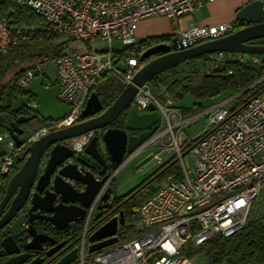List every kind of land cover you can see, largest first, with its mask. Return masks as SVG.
<instances>
[{"label":"built area","instance_id":"1","mask_svg":"<svg viewBox=\"0 0 264 264\" xmlns=\"http://www.w3.org/2000/svg\"><path fill=\"white\" fill-rule=\"evenodd\" d=\"M215 1L17 0L20 6L43 17L47 30L65 33L72 39L92 45V48L76 50L55 59L57 82L61 86L58 101L62 106L70 107L65 117L47 121L46 126L23 140L21 148L7 130L0 133V201L6 179L27 148L43 135L79 123L92 93L104 77L113 74L122 89L132 82L143 63L133 58L114 62L115 41L126 46L134 45L142 21L157 17L176 21ZM260 1L263 3L264 21V0ZM244 26L238 19L216 25H191L175 33L173 38L187 47L229 36ZM39 32L35 26L16 27L11 16L0 9V55L7 54L12 47L37 36ZM96 40L106 41L109 48L104 52L97 51L94 48ZM209 59L214 67L237 60L243 65L259 68L261 76L243 91L248 94L240 109L228 111L226 104L229 99L216 101L204 108L199 116L209 118L207 134L198 141L189 139L187 142L180 131L183 119L180 117L182 120L173 123L169 116L173 98L167 95L166 100H162L154 94L150 82L139 87L131 106L144 114L154 105L160 116L161 128L153 139L126 157L125 162L169 137V142L160 147L174 152L181 178L175 174L168 176L165 185L140 204L139 221L132 237L89 254L88 238L94 231L95 213L98 206L104 204L103 197L114 180V175L110 174L81 222L83 229L76 245L78 258L72 264H194L197 255L187 254L192 247H199L217 235L230 237L248 225L256 202L264 192V55L214 53L209 54ZM37 75L44 80V87L55 85L44 77L41 63L28 68L9 85L10 90L21 92L19 96H28L30 106H38L36 98L28 91ZM6 105L4 99L0 100V109ZM165 120L168 127L163 129ZM95 134L90 132L70 139L66 145L75 156L80 155ZM188 146L190 148L186 151ZM188 154L191 155L189 165L185 161ZM153 157L157 167L165 163L159 153ZM71 162L72 158L66 161ZM96 178L100 179V176L96 174ZM76 188L84 191V186L76 185ZM46 224L52 229H44L43 232L56 238L58 232ZM23 227L25 232L20 240L30 241L31 236L27 233L29 224L25 222Z\"/></svg>","mask_w":264,"mask_h":264},{"label":"water","instance_id":"2","mask_svg":"<svg viewBox=\"0 0 264 264\" xmlns=\"http://www.w3.org/2000/svg\"><path fill=\"white\" fill-rule=\"evenodd\" d=\"M262 10L263 3L260 0L246 4L237 11V19L245 25L244 28L220 39L185 47L179 39L172 38L170 43L150 47L140 57L142 68L111 105L105 106L94 91L79 123L43 135L32 143L23 153L22 159H26L11 177L0 201V232L7 231L1 242L0 252V258L5 260L0 261V264H43L61 249L46 264L74 263L78 258V247L74 246L78 239L70 236L58 242L56 238L39 230L36 222L48 223L56 232L61 233L84 221L96 194L110 178L109 171H117L126 157L133 155L156 136L161 124L155 106L151 105L144 114L131 106L139 87L179 65L205 55H264V45L256 43L257 40L264 39ZM150 58L152 59L149 60ZM43 82L37 75L28 88L31 96L36 98L38 106H30L28 96H19L13 102V113L18 114L25 108L32 112L31 116L21 115L6 125V130L19 148L23 145L19 137L23 134L21 124L38 118L58 121L70 111V107L62 106L58 101L60 84L46 88ZM122 116H125L124 126L119 129L113 127ZM5 123L6 117L0 112V125ZM90 132L96 134L84 152L75 156L66 141ZM129 132L134 134L130 135ZM103 149H106L108 155ZM69 158L73 162L66 163ZM96 174L100 179L96 178ZM76 185L84 186V191L78 190ZM110 191L109 188L103 197L104 204L98 206L99 213L94 221L109 206H113V203H109ZM124 218V212H121L98 230L91 232L88 253L93 254L118 243L119 228L126 223ZM25 222L29 224L27 233L31 236L30 241L20 240L25 232ZM48 244L52 248L42 257L40 254L46 250Z\"/></svg>","mask_w":264,"mask_h":264},{"label":"trees","instance_id":"3","mask_svg":"<svg viewBox=\"0 0 264 264\" xmlns=\"http://www.w3.org/2000/svg\"><path fill=\"white\" fill-rule=\"evenodd\" d=\"M0 9L2 12L8 13L11 16L16 27L35 26L40 29L37 36L15 45L7 54L0 55V100L4 99L7 104L5 107L1 108L0 111L5 114L7 119H10V115L13 113V102L15 101L16 96H19L21 92L9 89L12 80L5 82L8 74L24 64L32 63L34 61L42 64L46 60H55L61 55L72 53L76 50L70 49L66 43H60L58 41V36L61 34L47 30L45 28L46 22L43 20L44 18L33 12L30 8L20 6L17 3V0H0ZM172 38V36H162L143 39L140 42L131 45L132 48L129 50L123 52L116 51L114 62L120 60L123 61L128 58L140 60V57L147 49L160 43L169 42ZM256 43L264 45V39L257 40ZM151 59L152 58L149 60ZM197 62H204L205 69V74L197 86L184 84L178 79L170 82L168 78L162 79L161 76L155 77L150 83L153 84L155 89L160 91L164 90L166 93H169L174 101L177 98L182 97L183 93H191L195 100L194 108L191 111L199 113L204 109V102H207V104L210 105L216 102L224 93L242 92L261 76V70L259 68L243 65L237 60H230L214 67L210 62L209 55L192 59L182 65H189ZM180 66L181 65L167 72H175L176 68ZM28 68L16 72L14 78L16 79L20 77ZM230 71L232 72L231 74ZM55 84H58V82ZM121 89L122 87L119 81L114 77H111V74H109L97 85L95 91L102 103L107 106L115 101L119 92H121ZM245 94L248 93L244 92L239 98L241 99ZM188 112H182L181 116L183 119L186 118ZM124 120L125 116H122L116 122L120 128L124 126ZM1 131L3 132L0 133H4L6 130L4 129ZM195 141H198V139ZM0 155H2L1 151ZM176 162L177 160L175 157V160H171L158 166L155 172L149 176L143 184L124 197L118 198L113 194V180L109 186L111 189L109 193L111 196L109 203H113V206H109L107 211H105L99 219L93 222L92 227H94V231L96 229L98 230V228L110 218L118 216L121 212H124L126 223L119 228V240L123 241L132 237L136 232V224L139 221L140 204L148 199L156 190L147 195H143L142 192H144L154 180L163 177L167 178L172 174H175L177 178H181L179 167L174 166L176 165ZM18 170L19 168L15 167L14 171L11 172V175L6 179L4 191L11 177ZM112 173L113 172H111V174ZM82 229L83 223H80L74 225L71 229L62 234H65V237L75 236L74 239H78L79 241ZM6 235L7 231H1L0 248H2L1 242ZM187 254L189 256L198 254L204 255L206 264H264V212L259 219L250 221L246 227L236 234L230 237L217 235L202 245H199V247H192Z\"/></svg>","mask_w":264,"mask_h":264},{"label":"rangeland","instance_id":"4","mask_svg":"<svg viewBox=\"0 0 264 264\" xmlns=\"http://www.w3.org/2000/svg\"><path fill=\"white\" fill-rule=\"evenodd\" d=\"M149 20V19H148ZM151 20V19H150ZM174 24V23H173ZM159 29H164L165 27L168 28L167 23L165 22H159L158 24ZM175 25V24H174ZM174 27V26H173ZM58 41L60 43H66L67 46H69L72 50L77 51H87L89 48H92V45H87L83 41L75 40L70 38L68 35L61 34L58 36ZM140 39H137V42H140ZM94 48L99 52H104L106 49L109 48V44L106 41L102 40H96L94 42ZM113 48L115 51L123 52L126 50H129L132 48V46H126L123 45L121 42L115 41L113 43ZM204 62H197L192 63L189 65H181L180 67L176 68L175 72H165L161 74L160 76L163 78H168L170 82H173L174 80L178 79L182 81L184 84H191L193 86H197L200 83V80L204 76ZM36 64H40L39 62H32L22 65L21 67H18L17 69L11 71L5 82H8L10 80H14L15 73L21 70H24L28 67H33ZM57 66L55 64L54 59L46 60L44 63H42V70L43 75L46 78V80L50 81L51 83H56L58 81V72H57ZM113 77V74L111 75ZM152 85V90L154 94H156L158 97H160L162 100H166L167 95L170 96L169 93H166V91L155 89ZM154 88V89H153ZM122 91V89H121ZM120 93V92H119ZM243 94V91L238 93H224L222 94L218 99L217 102H222L224 100H230L228 104H226V108L228 111H236L241 108L242 102L244 101V98L247 97V94L243 95L240 99L239 97ZM174 100V99H173ZM194 98L191 93H183L182 97L177 98L173 103V107H171V110L169 112V116L171 117L173 123L177 120L181 119L182 112H188L186 118H182L184 123L181 126V135L184 138L183 140L187 142L189 139L196 140L199 138H202L207 134L208 131V124H209V118L207 116H199L203 111L199 113L192 112L191 110L194 108L195 102ZM209 106L207 102L203 103V107L206 108ZM181 117V118H180ZM181 119V120H182ZM33 131L31 133H34L36 130H38L40 127L46 126L47 121L42 120V118L36 119L33 123ZM168 127V122L165 120L163 129H166ZM1 130H4L1 128ZM0 132H3L1 131ZM31 135V134H30ZM29 135V136H30ZM26 136L25 138H27ZM24 138V139H25ZM169 142V137H165L164 141L161 142V144ZM160 144V146H161ZM158 145V143L154 144V146L150 149H144L138 154H135L133 158L130 160L124 162V164L117 170H110L109 172H113L112 175H114V193L116 197H124L128 195L131 191L135 190L137 187H139L141 184L144 183V181L151 176L155 170L157 169L156 166V160L153 157V154L159 153L162 158L164 159L165 163L175 160V154L172 151H165ZM189 149V146L186 148V150ZM103 151L107 154L106 149H103ZM108 155V154H107ZM191 155L185 156V161L187 165H189V158ZM108 157V156H107ZM127 160V158H126ZM177 160V157H176ZM179 161L176 162V167H179ZM189 167V166H188ZM166 178H160L158 180H154L150 183L149 187L142 192L143 195H147L150 192L159 189L160 187L165 185ZM264 212V192L261 194V197H259L258 201L256 202L253 214L251 216L250 221L259 219L261 215H263ZM99 211L95 213L98 214ZM249 221V223H250ZM248 223V224H249ZM194 264H206V259L204 255L198 254L195 256Z\"/></svg>","mask_w":264,"mask_h":264},{"label":"crops","instance_id":"5","mask_svg":"<svg viewBox=\"0 0 264 264\" xmlns=\"http://www.w3.org/2000/svg\"><path fill=\"white\" fill-rule=\"evenodd\" d=\"M252 1L254 0H216L213 3L203 5L190 14L187 13L176 21H172L165 17L149 18V20L146 19L141 22L137 39L143 40L162 36L173 37L175 33L185 30L191 25L230 23L237 19V11ZM159 22L167 23L168 28L159 29V27H157L159 26ZM175 117L177 120L176 115ZM156 143L160 146V142L157 141Z\"/></svg>","mask_w":264,"mask_h":264},{"label":"flooded vegetation","instance_id":"6","mask_svg":"<svg viewBox=\"0 0 264 264\" xmlns=\"http://www.w3.org/2000/svg\"><path fill=\"white\" fill-rule=\"evenodd\" d=\"M165 43H170V41H169V42H165ZM160 44H161V43H160ZM21 115H24V116H31V115H32V112H31L30 110H28V109L25 108V109H23V110H22L20 113H18V114L12 113V115H10V119H7V118H6V123H5V125H0V126L6 130V125H7L8 123L14 122V121L17 120V118H18L19 116H21ZM4 116H5V114H4ZM34 121H35V120L20 125V128H21L22 131H23V134H22V135H19V137L22 139V141L24 140V138H25L26 136H29V135L31 134V132L33 131V125H32V123H33ZM113 127L118 128V129L120 128V126H119L117 123H115V124L113 125ZM121 128H122V127H121ZM129 134H130V135H131V134H134V132H129ZM22 156H23V154H22ZM22 156L19 158V160H17L16 168H19V169H20L21 166H22V164H23V162H24V160L26 159V158L22 159ZM8 183H9V182H8ZM8 183H7V185H8ZM6 188H7V187H6ZM5 192H6V189H5L4 193H3V196H4ZM104 212H105V210H104ZM36 225L38 226L39 230H41V231H43L44 229H45V230H51V229H52L51 227H47V224H46L45 222H38ZM0 233H1V232H0ZM62 233H63V232H61V233H57V234H56V239L58 240V242H61V241L65 240V239L69 238V237H65V234H62ZM76 245H77V244H75L74 246H76ZM50 248H52V247H51L49 244H48V246L46 245V250H44L40 255H42V257H45V252H46L48 249H50ZM1 250H2V248H0V252H1ZM61 250H62V249H61ZM61 250H59L58 252H56V253L52 256V258L55 257L56 255H58V254L60 253ZM52 258H47L43 264L48 263V261H50ZM4 260H5V258H2V257L0 258V261H4ZM56 260H58V258H57Z\"/></svg>","mask_w":264,"mask_h":264}]
</instances>
